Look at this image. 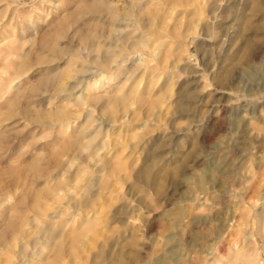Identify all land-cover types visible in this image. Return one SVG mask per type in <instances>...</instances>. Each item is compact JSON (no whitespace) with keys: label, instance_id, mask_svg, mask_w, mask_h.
I'll list each match as a JSON object with an SVG mask.
<instances>
[{"label":"rangeland","instance_id":"1","mask_svg":"<svg viewBox=\"0 0 264 264\" xmlns=\"http://www.w3.org/2000/svg\"><path fill=\"white\" fill-rule=\"evenodd\" d=\"M167 262L264 264V0H0V264Z\"/></svg>","mask_w":264,"mask_h":264},{"label":"bare ground","instance_id":"2","mask_svg":"<svg viewBox=\"0 0 264 264\" xmlns=\"http://www.w3.org/2000/svg\"><path fill=\"white\" fill-rule=\"evenodd\" d=\"M127 25V24H126ZM130 26V25H129ZM120 27V26H119ZM138 46V45H137ZM146 46V45H145ZM139 47V46H138ZM115 52V51H114ZM117 58H119V57H117ZM131 58V57H130ZM145 59V57H142L139 61L142 63V64H144V63H146V60H144ZM135 63H136V61H135ZM156 63H157V60H156ZM121 64V63H120ZM105 65V64H104ZM117 65V64H116ZM125 66H127V65H123V67L122 68H124ZM102 68V67H101ZM105 67H103V69H104ZM121 68V67H120ZM119 67L118 68H113V69H111V71L110 72H104V71H101L100 72V75H103L104 77H106V76H108V75H110V74H115L116 72H118L119 71V69H120ZM91 70V69H90ZM110 70V69H109ZM155 71V70H154ZM99 74V73H98ZM171 78V77H170ZM80 81V80H79ZM81 86V85H80ZM83 93V92H82ZM62 95H64V94H62ZM66 96H68V95H74V94H72V92L70 91V90H67V94H65ZM64 95V96H65ZM61 96V95H60ZM75 96V95H74ZM76 100L77 101H79V102H81L82 103V94H80L78 97H76ZM79 148V147H78ZM80 149H81V147H80ZM79 150V149H78ZM82 150V149H81ZM81 150H79V152L81 151ZM77 153H78V151H77ZM220 164V163H219ZM72 165V164H71ZM58 190V189H57ZM63 190H65V188L63 189L62 188V190L61 191H59V193L61 192V193H63ZM56 194H57V192H56ZM55 195V194H54ZM60 195V194H59ZM54 200H56L55 198H54ZM54 218H56V217H54ZM168 259H170V257H168ZM163 261V260H162ZM168 263V262H167ZM170 263V262H169ZM168 263V264H169Z\"/></svg>","mask_w":264,"mask_h":264}]
</instances>
